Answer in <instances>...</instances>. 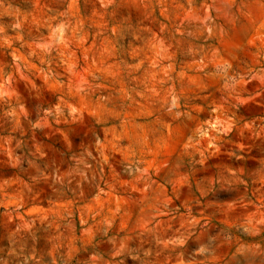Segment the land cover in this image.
<instances>
[{"label": "rangeland", "instance_id": "rangeland-1", "mask_svg": "<svg viewBox=\"0 0 264 264\" xmlns=\"http://www.w3.org/2000/svg\"><path fill=\"white\" fill-rule=\"evenodd\" d=\"M244 2L0 0V264H189L196 237L216 238L201 264H264L261 80L230 109L248 125L225 145L240 158L194 163L221 67L264 69V28L237 26ZM65 85L75 122L47 115Z\"/></svg>", "mask_w": 264, "mask_h": 264}, {"label": "clouds", "instance_id": "clouds-1", "mask_svg": "<svg viewBox=\"0 0 264 264\" xmlns=\"http://www.w3.org/2000/svg\"><path fill=\"white\" fill-rule=\"evenodd\" d=\"M236 15L239 17V25L246 28V35H250L252 29L256 27L264 28V0H245L237 8ZM234 24L236 21L234 19ZM62 27H67V25H62ZM264 55V53H262ZM232 66L228 63H225L220 72L223 76L226 77L225 80V88L227 89L226 95L222 96L220 100L216 103H207L206 107L210 113H216L220 119L215 120L213 123H208L206 127H202L201 130H198L196 133V137L194 138V143L202 144L203 151L201 152V160L195 161L194 163H202L208 156L214 155L218 152L221 148H224L226 152H228L229 156H235L237 159L240 157L237 155V150L235 147H225V145H231V139L229 138V133L236 130L237 134L243 138L245 129L248 128V125L243 122L241 117L236 115L235 111H230V109H236L239 104L243 101L240 100L241 93L244 92L243 88V81L247 78L248 80L252 79H259L262 82V86L259 90V93H264V69L260 70V75L256 76L255 74L249 75L245 73L243 75L236 73L235 75H228V69ZM257 93V94H259ZM74 96L72 93V89L70 86L65 85V91L62 93V99L54 105L53 107L49 108L47 111V115L52 118L60 117L64 115V111H68L69 117H71L72 122L80 120V115L77 111V108L71 107L69 104V100H71ZM178 97L171 100L168 108L166 109L167 112L171 113L172 109L177 106ZM75 102V101H73ZM176 116L183 115L187 118V120L191 121L194 118V113L192 112L191 108H188L184 113L177 112ZM262 120L261 128H264V117L260 118ZM252 123H255L253 121ZM36 127V125H33ZM93 135L96 136L95 132ZM96 143L99 144L100 140L99 137H96ZM86 155L91 157V152H86ZM82 162V161H81ZM137 163H143V157L138 159ZM264 163V161H262ZM87 167V165H85ZM129 175H131L130 168L125 169ZM136 171L143 175L142 169L137 168ZM83 175V173H80ZM56 181H59L60 177L54 178ZM229 179L233 184H245V181L241 179L239 175L230 176ZM227 182V181H226ZM119 211V209H117ZM111 227V222L106 223V227L104 229L105 234H107L108 229ZM195 230V229H193ZM243 231L247 233L249 231L248 228H244ZM187 233V234H186ZM192 233L188 232L186 229L185 232L179 233L175 237V239L171 240L170 243L174 245H179L184 243ZM130 238V237H129ZM216 240L215 237H208L207 244L199 243V237H196L195 241L197 243V247H195L191 252V259L189 264H201L198 257L204 256L205 253L209 252V245H212L213 242ZM124 245L122 244L121 247ZM237 251H241V249H237ZM147 255V253H145ZM133 259H137V257H133ZM24 264H29V258H24ZM35 264V262H33ZM52 264H56V261L53 260Z\"/></svg>", "mask_w": 264, "mask_h": 264}]
</instances>
